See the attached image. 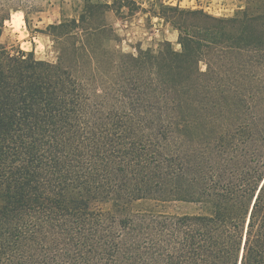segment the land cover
<instances>
[{"label":"trees","instance_id":"16d2710c","mask_svg":"<svg viewBox=\"0 0 264 264\" xmlns=\"http://www.w3.org/2000/svg\"><path fill=\"white\" fill-rule=\"evenodd\" d=\"M113 5L48 25L55 62L0 42V264H264V0L166 6L180 50L136 53Z\"/></svg>","mask_w":264,"mask_h":264},{"label":"rangeland","instance_id":"374dc122","mask_svg":"<svg viewBox=\"0 0 264 264\" xmlns=\"http://www.w3.org/2000/svg\"><path fill=\"white\" fill-rule=\"evenodd\" d=\"M21 8L11 12L4 22L0 42L11 51L31 52L38 60L55 62L57 51L46 34V27L64 19L79 18L85 3L114 5L106 13L107 24L118 37L110 46L125 53H136L137 49L156 50L159 43L169 41L175 51L177 31L163 21V9L174 6L165 0H11ZM176 0H172L175 2ZM36 9V10H35ZM134 211L162 214H182L194 210L192 205L164 203L157 206L140 202L133 205Z\"/></svg>","mask_w":264,"mask_h":264},{"label":"crops","instance_id":"0c3cea01","mask_svg":"<svg viewBox=\"0 0 264 264\" xmlns=\"http://www.w3.org/2000/svg\"><path fill=\"white\" fill-rule=\"evenodd\" d=\"M165 1L167 4L178 6L180 9L201 10L210 16L226 19L240 14L246 8L247 2L249 0H176L175 2H172V0Z\"/></svg>","mask_w":264,"mask_h":264}]
</instances>
